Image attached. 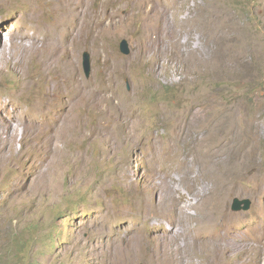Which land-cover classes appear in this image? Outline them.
<instances>
[{"label":"rangeland","instance_id":"374dc122","mask_svg":"<svg viewBox=\"0 0 264 264\" xmlns=\"http://www.w3.org/2000/svg\"><path fill=\"white\" fill-rule=\"evenodd\" d=\"M37 27L56 44L90 37L70 44L77 82L61 87L0 50V231H15L34 264H123L110 248L141 226L148 253L164 231L159 264H264V0H9L0 49ZM101 29L111 38L94 40ZM168 193L195 216L167 232L157 208ZM235 198L252 208L233 212Z\"/></svg>","mask_w":264,"mask_h":264},{"label":"bare ground","instance_id":"6f19581e","mask_svg":"<svg viewBox=\"0 0 264 264\" xmlns=\"http://www.w3.org/2000/svg\"><path fill=\"white\" fill-rule=\"evenodd\" d=\"M8 2H9V0H0V9H4ZM32 19H35V18H32ZM73 31H74V29H73ZM97 31L98 32H96V34H94L95 33L94 32L93 33L94 35H91V37L94 40H96L98 38L104 39L105 37L111 38L110 32H100V31H103V29L97 30ZM41 32L42 31L39 29V27H37V31L34 34L25 35L20 39H12L9 44L6 43L0 49V50H4V53H2L1 55L3 57H5L6 56L5 52L7 51L10 62L12 64H14L18 69L29 71L32 68L37 66L38 71H40V72L44 71L49 76V80H50L51 84L53 85V87H61L63 85V83H65L67 81L74 82V83L77 82L76 71H75L74 67L72 66V58H73L74 52H73L72 46L70 44L74 40H77V39L82 40V38H84V37H85L84 40L88 39L90 37V32L88 31L86 33V35L84 34L83 31H81V32L75 31L74 33L72 32V35L66 36L63 39H58L57 44L53 43L52 40H48L47 35L45 33L42 35ZM78 44H80V43H78ZM58 51L62 52V54L63 53H69V55H70L69 60L60 59L59 55H58ZM91 100H88V101H90L89 105L84 104V101H83L82 107L91 109L90 108ZM73 102H74V98H71L70 102L68 103V106H72ZM74 115H75V113L71 109V110L65 111L63 113V116L59 117L58 119L67 118L68 116H74ZM79 115L80 114H78V116ZM41 132L42 131H39L40 135H42ZM45 132H48V130H46ZM167 185L168 184L162 183L161 185H155V187L158 188L159 191L161 190V192L164 193V192H168V190H169L168 189L169 187ZM152 186H154V183ZM189 188H187V189H189ZM180 189L181 188L175 187V188H173V191H176L179 193ZM169 197H170L169 193L166 194L163 197V200L161 201V203L158 204V208H157L161 212V213L160 212L159 213L162 215V217H163L162 219H164L163 221H167L168 224L170 225V228L166 229L167 232L176 224H182L187 219H194V216H195V213L192 217H190L188 214V210H193V208L195 206L192 203H189L188 198H186L185 195L179 194V196H176L173 194L172 197H174V198H172L171 200L169 199ZM145 203H146V201L144 202V204ZM147 203L153 204L154 201L152 199H150V202L147 201ZM203 203H204V201H203ZM144 204L141 202V206H144ZM149 206H151V205H149ZM220 207H222V204H220ZM145 209L146 208H144V212L141 215V218H142L144 224H147L149 219H150V217L148 216L149 215V212H148L149 208L146 211H145ZM222 209H223V207H222ZM222 213H223V211H220V217H221ZM108 214L110 215L109 212H108ZM218 214H219V210L214 209L212 217L216 218ZM161 223H163V222L161 221ZM152 226H153V224H152ZM211 227H212V224H209L206 226H202L200 229L201 230H208ZM153 229L156 230L155 225L153 226ZM150 237L152 238V241H153V246H152L153 248H151L152 249L151 253H148L146 251V243L149 240V237L144 232V226H141L140 228H138L135 231H133L132 233H130L127 237H124L120 240H116V242H117L115 244L116 246L110 248L111 251L109 249L110 255L116 257V256H118V253L116 251L123 250L125 253L120 254L121 261L123 262V264H134L135 261H137V260H148L154 264H159L160 256L162 255V252H163L165 245H166V241L164 238L165 237L164 231L161 230L159 232L158 231L155 232L154 234L152 233L150 235ZM243 238H244L243 236L235 237L232 240V246H236V244H239L241 241L244 240ZM261 238L262 237H260V236H255L254 239L259 241V240H261ZM124 241H125V243H122ZM250 242L252 244L251 247H250ZM255 244H254V246H255ZM223 249H226V245H224ZM252 249H253V242H252V239L250 238L243 245L242 251L244 253H246L247 255H249L251 253ZM113 251H114V253H113ZM193 252L194 253L191 255V257H196V255L200 256L198 246H196L194 248ZM262 252H264V251H262ZM258 257L259 256H257V258ZM184 258H182L178 261H174L175 263H173V264H182V262L184 261ZM116 259H117V257H116ZM188 259H189V262H191L190 257ZM126 260H130V262L128 263V262H126ZM251 260H253V259H251ZM256 260H258V259H256ZM172 262H173L172 260L165 261L163 264H172ZM246 263L249 264L248 262H246ZM194 264H207V263L205 261L204 256L202 255V257L200 259H198L197 261H195Z\"/></svg>","mask_w":264,"mask_h":264},{"label":"trees","instance_id":"16d2710c","mask_svg":"<svg viewBox=\"0 0 264 264\" xmlns=\"http://www.w3.org/2000/svg\"><path fill=\"white\" fill-rule=\"evenodd\" d=\"M5 246L0 255V264H34L30 262L26 253V245L22 243L20 236L14 231H9L3 236Z\"/></svg>","mask_w":264,"mask_h":264},{"label":"water","instance_id":"95a60500","mask_svg":"<svg viewBox=\"0 0 264 264\" xmlns=\"http://www.w3.org/2000/svg\"><path fill=\"white\" fill-rule=\"evenodd\" d=\"M120 51L122 54L128 56L131 54V47L128 40L124 39L120 43ZM83 69L84 74L87 78L91 76L92 73V61L91 55L89 53H84L83 55ZM253 202L250 199L240 200L235 198L233 200L232 211L233 212H247L252 208Z\"/></svg>","mask_w":264,"mask_h":264},{"label":"clouds","instance_id":"9594fccd","mask_svg":"<svg viewBox=\"0 0 264 264\" xmlns=\"http://www.w3.org/2000/svg\"><path fill=\"white\" fill-rule=\"evenodd\" d=\"M14 232H15V231H14ZM6 233H8V232H7V229H6L4 232L0 231V235L6 234ZM15 233H16V232H15Z\"/></svg>","mask_w":264,"mask_h":264}]
</instances>
